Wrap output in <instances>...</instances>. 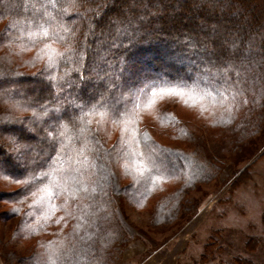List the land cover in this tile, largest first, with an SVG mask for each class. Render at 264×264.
<instances>
[{
  "label": "trees",
  "instance_id": "16d2710c",
  "mask_svg": "<svg viewBox=\"0 0 264 264\" xmlns=\"http://www.w3.org/2000/svg\"><path fill=\"white\" fill-rule=\"evenodd\" d=\"M122 29L132 32L117 44ZM175 36L194 45L178 47L198 73L185 70L184 78L154 62ZM98 46L108 54L92 71ZM92 80L100 92L85 96ZM169 95L208 112V125L196 131L164 108ZM261 137L264 0H0V214L19 217L15 238L34 240L25 256L0 242L5 264H99L84 252L99 232L105 261L117 264L121 197L153 206L151 226L167 227L193 207L188 194L214 176L202 169L211 167L208 152L220 169L224 153ZM222 143L232 147L220 151ZM168 155L177 169L163 164Z\"/></svg>",
  "mask_w": 264,
  "mask_h": 264
},
{
  "label": "rangeland",
  "instance_id": "374dc122",
  "mask_svg": "<svg viewBox=\"0 0 264 264\" xmlns=\"http://www.w3.org/2000/svg\"><path fill=\"white\" fill-rule=\"evenodd\" d=\"M131 32L129 29L119 30L117 33L121 38L117 40V44H122ZM100 41H104V37H100L98 42ZM180 44L185 45L188 49L194 47L185 39L175 36L174 42L163 44L165 49L161 48V58L154 62L161 69L186 78L185 70L198 73L199 69L196 68L192 60L188 59L189 55L185 52L179 53L178 45ZM111 45H116V43L110 41L108 46ZM107 54L108 47L93 48L92 71L101 70L97 60ZM179 54L184 56H178ZM118 65L121 66V61ZM111 72V68H108L107 75H110ZM102 83L104 92V89L110 86L105 78L102 79ZM97 87L95 80L83 86L85 96L100 92ZM74 96L80 97L79 94ZM162 106L174 111L196 131H202V126L209 123L208 112L198 106L186 107L179 96L169 95L163 101ZM148 113L153 117L154 110L148 111ZM149 127L154 137L159 141L169 142V138L165 135L162 136L161 131L154 126L150 125ZM101 129L107 130L105 126H102ZM113 129L111 126V134L114 133ZM32 130L36 134V130ZM30 132L32 131L30 130ZM106 132H109V128ZM254 143L247 146L241 153L240 151L235 154L224 153L226 162L221 165L220 169L211 168L212 164L216 163V158L212 152H208L206 155L212 158L211 167L204 165L202 169L207 172L212 170L211 173L214 176L207 183L199 185L196 190L188 194V199L192 202L193 207L191 206L187 215L179 221L174 222L173 218L174 223L167 227L164 225L158 226V228L151 226L153 206L137 204L121 197L119 208L115 210L114 217L118 221L119 227L125 232V237L122 238L125 244L119 253L112 252L119 255L117 264H264V137ZM256 144H258V148L254 150ZM231 147L230 143L218 144L220 151L222 148L228 151ZM216 148H213L214 152ZM190 150L199 152L200 148L192 145ZM185 154L188 153L185 152ZM192 157H197V155ZM13 160L21 163L19 155H15ZM151 161H149L150 165ZM198 163L202 166L200 162ZM163 164H167L171 169H177L174 155H168L163 160ZM183 165L186 170L187 165L185 163ZM20 166L22 165L20 164ZM205 171H203V176ZM128 181L123 180L121 184ZM1 206L0 203V211L3 209ZM18 221L19 217L5 218L0 214V242L10 241L12 248L25 256L31 251L34 240L14 237L13 230ZM99 233L92 237L93 249L84 252L89 254V258L95 256L98 259L99 257V264L105 262L107 264L109 262L105 261L107 258L104 251L106 242L104 243V238L102 239ZM11 236H13V240H9ZM111 236L113 237L114 234L111 233ZM1 251L0 247V254ZM112 253H110L111 258L114 255ZM21 261L13 260V263L26 264L25 262L20 263ZM96 263L94 262V264ZM0 264H5L1 255Z\"/></svg>",
  "mask_w": 264,
  "mask_h": 264
},
{
  "label": "snow or ice",
  "instance_id": "6c2138e0",
  "mask_svg": "<svg viewBox=\"0 0 264 264\" xmlns=\"http://www.w3.org/2000/svg\"><path fill=\"white\" fill-rule=\"evenodd\" d=\"M46 34V33H45Z\"/></svg>",
  "mask_w": 264,
  "mask_h": 264
}]
</instances>
